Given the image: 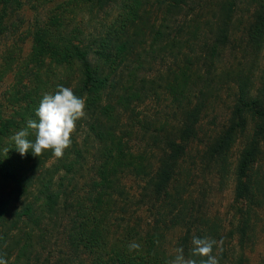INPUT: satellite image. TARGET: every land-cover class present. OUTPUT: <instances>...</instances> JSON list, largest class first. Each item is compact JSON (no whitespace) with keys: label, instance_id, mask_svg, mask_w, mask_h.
Segmentation results:
<instances>
[{"label":"trees","instance_id":"1","mask_svg":"<svg viewBox=\"0 0 264 264\" xmlns=\"http://www.w3.org/2000/svg\"><path fill=\"white\" fill-rule=\"evenodd\" d=\"M72 2L88 25L64 29L66 19L52 16L35 27L33 68L0 99V256L8 264H168L182 247L200 264L191 257L195 235L223 240L213 249L219 264H264L251 257L264 248V80L255 86L264 0ZM22 7L0 0V39ZM94 22L100 30L85 31ZM57 86L86 94L88 118L62 159L21 157L11 137ZM153 97L170 101L169 118L143 110ZM215 179L234 183L230 218L211 210ZM132 242L140 249L129 251Z\"/></svg>","mask_w":264,"mask_h":264},{"label":"rangeland","instance_id":"2","mask_svg":"<svg viewBox=\"0 0 264 264\" xmlns=\"http://www.w3.org/2000/svg\"><path fill=\"white\" fill-rule=\"evenodd\" d=\"M72 1L73 0H21L23 7L13 13L7 23L8 33L0 39V70L5 67V64L9 67L7 74L0 82V99L2 102L8 97V94L11 96L13 95V92L11 91L8 93L10 86L17 84L20 86L21 84L18 83V80L21 78L22 83L26 80L23 73L26 70L33 68V65L29 63L30 61H28L27 56L30 55L33 47V40L30 33L35 27L52 16H62L66 19L68 23L64 25V29L70 28L69 30H72V28L79 25L78 21L80 20H83L82 22L88 25L90 19L88 14L80 9H76V6ZM84 24L82 26L83 28H85ZM95 25L96 23L94 22L88 27V29L86 28L85 31H94L95 29L99 31L100 29ZM21 62H23L22 65ZM257 62L258 67L255 70L256 88H258L264 80V50L257 58ZM19 68L21 69L19 77L14 79V73ZM157 68V66L152 68L153 72L150 73L151 76L156 75ZM58 78H60V76L48 77L50 82H54ZM143 110L151 115L153 113L162 112L161 116L162 118L164 117L163 119L169 118L171 112L170 101L165 97H160L159 100L153 97V99L143 107ZM218 113L220 117L227 114L225 106H220ZM238 144L235 145L231 151V159L232 162L234 161L235 163L238 159V153L241 147V145ZM233 166H235V164ZM260 173L264 174V161L262 162ZM211 186L213 187L210 195L211 210L214 213H219L222 217L229 216L228 218H230V216L234 214V210L230 208L233 202L234 188L232 179H230L223 188L217 184L216 179L211 182ZM251 257L252 262L254 263L259 261L262 257L264 258V248L258 246L256 252L251 254Z\"/></svg>","mask_w":264,"mask_h":264},{"label":"clouds","instance_id":"3","mask_svg":"<svg viewBox=\"0 0 264 264\" xmlns=\"http://www.w3.org/2000/svg\"><path fill=\"white\" fill-rule=\"evenodd\" d=\"M86 94L77 96L71 87L57 86L54 93H45L35 109L36 119L29 118L26 127L17 131L11 141L20 156H25L29 151L36 156H41L45 151H51L53 157L62 159L65 151L72 145V136L77 130V124L87 119ZM34 135V141L29 139ZM9 151L3 150L4 156ZM191 257H200V264H219L218 256L213 254L214 247L222 251L223 240L217 241L205 236L198 238L193 235L191 239ZM141 245L132 242L129 251L140 249ZM174 259L168 264H197L196 259L186 258L184 249L177 247ZM0 264H8L0 256Z\"/></svg>","mask_w":264,"mask_h":264}]
</instances>
